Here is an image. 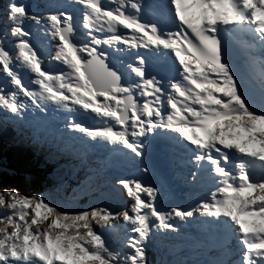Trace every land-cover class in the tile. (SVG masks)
I'll list each match as a JSON object with an SVG mask.
<instances>
[{
    "label": "snow or ice",
    "instance_id": "obj_1",
    "mask_svg": "<svg viewBox=\"0 0 264 264\" xmlns=\"http://www.w3.org/2000/svg\"><path fill=\"white\" fill-rule=\"evenodd\" d=\"M72 3L82 6L81 36L67 11L38 15L25 3L7 0V23L0 27V75L12 90L0 85V108L21 117L27 107L23 96L41 111L49 103L82 111L100 123L86 126L69 119L66 129L138 158L144 155L143 138L163 130L173 147L191 149L197 169L193 177L206 170L214 187L191 208L165 211L156 206V187L120 178L116 183L133 201L125 210L67 212L42 196L0 183V264H149L154 235L174 233L175 221L197 215L205 228L225 238L234 235L239 245L236 250L224 245L220 258L210 264H264V79L254 93L234 70L226 38L227 33L246 31L264 44V0ZM145 9L158 21L171 20L176 30L142 21ZM26 22L46 26L55 42L51 60L63 71L42 67L44 60L29 42L32 33L25 29ZM8 36L15 38V53L5 47ZM101 45L165 55L172 58L176 76L149 75L141 55L125 66V75L108 66L107 53L98 50ZM17 69L29 73L36 90ZM121 220L126 230L122 247L110 248L94 225L111 230Z\"/></svg>",
    "mask_w": 264,
    "mask_h": 264
},
{
    "label": "clouds",
    "instance_id": "obj_2",
    "mask_svg": "<svg viewBox=\"0 0 264 264\" xmlns=\"http://www.w3.org/2000/svg\"><path fill=\"white\" fill-rule=\"evenodd\" d=\"M21 3L25 2L22 1ZM25 4L29 10V0ZM6 5L7 0H0V27L7 23L5 16ZM38 11L40 15L48 12L67 11L72 14L73 21L81 25L82 6L72 3V0H44L42 7H38ZM144 11L140 14L142 21L157 22L156 18V21H153L150 15H147ZM24 26L27 31L32 33L28 37L29 42L44 60L42 67L53 73L63 71L64 67L59 62L51 60L52 55H54L55 42L52 41L50 34L45 30L46 26L43 24L35 25L31 22H26ZM226 37L234 39L230 33H227ZM238 41L242 43L245 40L239 39ZM14 43L15 38L11 36L6 38L5 47L12 53H15ZM17 71L24 78L25 84L33 90H36L37 86L29 84V73L23 69H17ZM0 85H3L6 91L12 90L11 85L4 80L2 75H0ZM20 99L27 105L25 109H21V117H16L3 108H0V183L4 187L16 188L22 194L28 196H42L46 202L67 212H77L92 207H106L113 212H120L128 208L133 202L132 198L128 197L127 191L116 183L117 180L111 182L96 176L94 178L89 175L83 176L85 169L81 164H78L76 167L78 174H72L66 169L64 160L61 161L53 155L55 151L50 148V145L53 142H56L58 145L60 141L58 140V135L66 130L64 122H68L71 119L69 115L70 111L58 108L51 103L42 105L44 110L41 111L27 98L21 96ZM29 113L32 115L40 113L45 123L42 131L33 130L34 125L26 119V117H29ZM26 150L29 152L28 160L37 159L36 164H33L32 161L23 163V158L27 154L25 153ZM21 167L28 169L22 173H18L17 171ZM51 174H61L64 182L57 181V177ZM11 178H14V182L19 183L20 186L15 183H10ZM22 178H24L23 182L37 180L39 188H36V186L23 188L21 184ZM68 183L73 185L71 189H67ZM29 188L34 189V192L31 193ZM67 196H71L72 198ZM157 202H159L156 205L157 208L164 209L165 211L173 206H177L176 200L172 197L165 200L158 199ZM119 222L123 223L122 220L114 222L116 227H118ZM46 223L42 224L41 227H46ZM197 226H200L211 240L217 237L216 245H209L212 251L218 249L221 252L224 245H230L232 243L228 237L225 238L214 230L205 228L200 220H197ZM116 227L111 230H104L94 225L95 230L104 235L110 248L122 247V244L119 245L118 242L112 239V237H118L121 234V232L115 230ZM177 229L175 233L180 236L178 237V240H180L186 233L181 228ZM158 243L150 242L148 253L154 251L155 245ZM233 249L236 250L235 247ZM218 258H220V253L214 256L213 260ZM232 258L235 259L236 257L234 256ZM185 263L186 261L184 260L169 264Z\"/></svg>",
    "mask_w": 264,
    "mask_h": 264
},
{
    "label": "rangeland",
    "instance_id": "obj_3",
    "mask_svg": "<svg viewBox=\"0 0 264 264\" xmlns=\"http://www.w3.org/2000/svg\"><path fill=\"white\" fill-rule=\"evenodd\" d=\"M25 153H27L26 154V156L23 158V163L25 164V163H27V162H31L32 161V163L33 164H36L37 163V159L36 160H28V157H29V152L26 150L25 151ZM57 154V153H56ZM58 157V156H57ZM65 157V156H64ZM28 168H26V167H21V168H19L18 169V173H22V172H24L25 170H27ZM52 176H55V177H57V181H59V182H61V183H63L64 181H63V176L61 175V174H51ZM0 177H1V175H0ZM73 187V185L72 184H67V189H71ZM67 197H69V198H72L71 196H67ZM76 198H79V197H76ZM175 223H177L176 225H177V228H182L183 227V224L181 223V222H178V221H175Z\"/></svg>",
    "mask_w": 264,
    "mask_h": 264
},
{
    "label": "trees",
    "instance_id": "obj_4",
    "mask_svg": "<svg viewBox=\"0 0 264 264\" xmlns=\"http://www.w3.org/2000/svg\"><path fill=\"white\" fill-rule=\"evenodd\" d=\"M59 160H68L67 157H57ZM24 178H22L21 180V184L23 186V188H26V187H31V186H37L38 185V181L36 180L34 182V180H30L29 182H23ZM10 183H15L16 185H19V183H16L14 182V178H11L10 179ZM20 186V185H19Z\"/></svg>",
    "mask_w": 264,
    "mask_h": 264
},
{
    "label": "bare ground",
    "instance_id": "obj_5",
    "mask_svg": "<svg viewBox=\"0 0 264 264\" xmlns=\"http://www.w3.org/2000/svg\"><path fill=\"white\" fill-rule=\"evenodd\" d=\"M58 145L60 146V147H65V143L64 142H62V141H59L58 142ZM53 155L55 156V157H57V154L55 153V152H53ZM65 155H61V156H59V157H64ZM66 157V156H65ZM158 209H160V210H164V209H161V208H158ZM179 222V221H178Z\"/></svg>",
    "mask_w": 264,
    "mask_h": 264
}]
</instances>
